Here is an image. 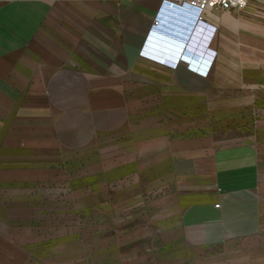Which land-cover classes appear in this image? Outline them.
<instances>
[{"label": "crops", "instance_id": "1", "mask_svg": "<svg viewBox=\"0 0 264 264\" xmlns=\"http://www.w3.org/2000/svg\"><path fill=\"white\" fill-rule=\"evenodd\" d=\"M205 24L213 55L201 76L181 55L200 61ZM161 29L185 42L173 64L154 59L146 43ZM138 86L144 94L130 92ZM0 101L11 103L17 118L46 123L73 149L121 134L143 101L145 146L162 150L161 197L176 195L167 199L166 214L170 208L176 217L166 218V228L208 250L244 245L264 229V131L255 142L169 139L185 127V110L192 113L187 126L199 127L203 102L210 103V124L211 103L264 101V0L208 10L202 22L163 10L160 0H0ZM151 259L144 254L139 264Z\"/></svg>", "mask_w": 264, "mask_h": 264}, {"label": "rangeland", "instance_id": "2", "mask_svg": "<svg viewBox=\"0 0 264 264\" xmlns=\"http://www.w3.org/2000/svg\"><path fill=\"white\" fill-rule=\"evenodd\" d=\"M209 34L201 31L200 61H185L201 76L213 55ZM131 88L145 92L144 86ZM143 103L128 119L135 129L73 149L60 145L46 123L17 118L11 103L0 101V264H132L135 258L139 264L144 254L152 264H264V229L244 245L208 250L186 245L176 229L166 228V218L176 214L170 208L166 214L168 198L161 197L162 150L145 146L150 117ZM211 104L216 114L210 124V103L203 102L199 127L187 126L192 113L185 110V127L169 139H260L264 101ZM7 111L11 115L1 117Z\"/></svg>", "mask_w": 264, "mask_h": 264}, {"label": "built area", "instance_id": "3", "mask_svg": "<svg viewBox=\"0 0 264 264\" xmlns=\"http://www.w3.org/2000/svg\"><path fill=\"white\" fill-rule=\"evenodd\" d=\"M249 0H160L163 10L170 8L184 12L191 16V19L202 22L204 13L208 10H228L242 9L246 6ZM157 24V20L154 24ZM204 31L210 33V28L205 24ZM176 52V51H174ZM215 203L214 206H218Z\"/></svg>", "mask_w": 264, "mask_h": 264}, {"label": "water", "instance_id": "4", "mask_svg": "<svg viewBox=\"0 0 264 264\" xmlns=\"http://www.w3.org/2000/svg\"><path fill=\"white\" fill-rule=\"evenodd\" d=\"M152 32V33H151ZM148 36V40L146 41L147 45L151 47V51L154 52L151 55L154 59L161 62H168L173 64V61L177 59L180 55V52H174L177 49L179 50V46L185 45V42L180 38L172 36V34L167 30H157L156 32L151 31ZM148 49V47L146 46ZM184 61L190 60L189 55H181Z\"/></svg>", "mask_w": 264, "mask_h": 264}, {"label": "bare ground", "instance_id": "5", "mask_svg": "<svg viewBox=\"0 0 264 264\" xmlns=\"http://www.w3.org/2000/svg\"><path fill=\"white\" fill-rule=\"evenodd\" d=\"M145 51H147L146 49H145ZM153 54H154V52H153ZM192 62V61H191ZM194 62V61H193ZM194 63H197L196 61L194 62Z\"/></svg>", "mask_w": 264, "mask_h": 264}]
</instances>
